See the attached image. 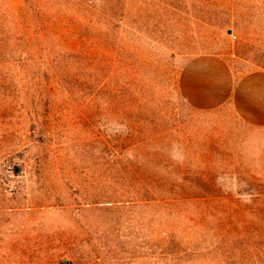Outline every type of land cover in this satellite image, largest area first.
I'll use <instances>...</instances> for the list:
<instances>
[{"label":"rangeland","instance_id":"rangeland-1","mask_svg":"<svg viewBox=\"0 0 264 264\" xmlns=\"http://www.w3.org/2000/svg\"><path fill=\"white\" fill-rule=\"evenodd\" d=\"M23 3L0 0L26 51L0 52V264H254L247 238L207 253L215 229H256L264 259V207L251 201L264 195V135L229 109H193L180 89L195 56L264 70V0H33L40 30ZM105 35L118 37L120 62L113 46L94 59ZM129 118L138 141L153 138L141 154L181 173L201 202L168 214L149 181L112 173L91 125L116 131ZM172 231L197 253L162 246Z\"/></svg>","mask_w":264,"mask_h":264},{"label":"trees","instance_id":"trees-1","mask_svg":"<svg viewBox=\"0 0 264 264\" xmlns=\"http://www.w3.org/2000/svg\"><path fill=\"white\" fill-rule=\"evenodd\" d=\"M33 0H24L22 4V8L20 9V13L27 14L30 13L31 21L37 24L38 29L40 30V26L45 27V24L40 23V20L37 19L35 12L39 10L38 6L33 8ZM28 23V22H25ZM118 27V26H117ZM12 25L8 22L6 14L1 9L0 5V52L5 53L6 49L11 50V52H18L24 54L26 52L23 50L22 45L19 41H17L16 35H14ZM43 30L46 31L44 28ZM113 37H116L113 38ZM111 35H105L104 37L98 36L95 41L94 47H96V54L101 53L102 55L94 56L96 61L103 62V58L106 56L103 54V49L113 47H118V50H114L113 52L117 53L116 56L118 61L120 62V49H119V41L118 37ZM53 42V44H52ZM47 43L46 48L52 53L53 47L56 44L61 46L60 40H53ZM112 47V48H113ZM93 57V56H92ZM99 58V60H98ZM99 92L96 93L100 99L105 97L106 86L104 84L99 85ZM99 108V107H97ZM92 131L94 132L95 144H104L106 146V150L108 151L107 160L108 165L110 166L112 173L117 174L116 176L120 178L126 185L130 187H134L137 184L147 183L149 181L153 190L156 191L158 206L163 207L168 214L171 212L174 213L173 208L185 205L190 199L198 200L197 202H201L203 197L193 196L187 193L185 189L187 187L185 179L181 177L182 174L178 173L179 177L173 176V168L162 162H149L146 159V156L141 154L142 149H148L149 143L153 142V138L146 137L141 141H138V134L140 133L141 128L137 127L138 123L135 119H128L122 121L121 128L116 129V131L102 127V123L100 121L92 122ZM124 132V134H121ZM122 136L123 142L122 144L118 143L119 137ZM119 144V145H118ZM180 174V175H179ZM215 199H220L223 197H214ZM231 201V200H230ZM253 205L257 210H263L264 207V195L254 197L252 200ZM176 214V212H175ZM237 232V233H236ZM259 233V231L252 229H245L244 231H226L225 234H221L219 230H212L210 235V241L206 243L204 249L207 253H214L216 250L218 251L220 248L226 249L228 245L224 244L227 240L233 238L238 242H242L243 238H247L249 243L246 246H249L247 249L253 255L252 260L254 264H264V259L257 260L255 257V253L253 251L254 244L252 243L255 240V236ZM179 232L172 231L170 234L161 236V244L164 245L165 248L169 247L170 251L173 252L175 250H180L181 248H185L184 250L189 252V254L197 253L196 245L194 242H189L184 244V239L186 236L184 235L183 239L177 238ZM208 235V236H209ZM167 236V237H166ZM192 238V237H191ZM160 244V245H161ZM192 244V245H191ZM226 247V248H225ZM233 250L228 251V259L231 257H235V253L231 252ZM199 252V251H198ZM242 254V253H241ZM244 258V254L242 255ZM246 264H252L250 262Z\"/></svg>","mask_w":264,"mask_h":264},{"label":"crops","instance_id":"crops-1","mask_svg":"<svg viewBox=\"0 0 264 264\" xmlns=\"http://www.w3.org/2000/svg\"><path fill=\"white\" fill-rule=\"evenodd\" d=\"M180 89L193 109H229L251 131L264 135V70L238 75L222 56H195L185 63Z\"/></svg>","mask_w":264,"mask_h":264}]
</instances>
